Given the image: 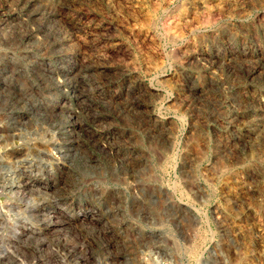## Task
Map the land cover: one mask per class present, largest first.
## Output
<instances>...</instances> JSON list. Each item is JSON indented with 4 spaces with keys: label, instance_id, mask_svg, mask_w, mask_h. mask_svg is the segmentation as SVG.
Wrapping results in <instances>:
<instances>
[{
    "label": "rangeland",
    "instance_id": "rangeland-1",
    "mask_svg": "<svg viewBox=\"0 0 264 264\" xmlns=\"http://www.w3.org/2000/svg\"><path fill=\"white\" fill-rule=\"evenodd\" d=\"M0 264H264V0H0Z\"/></svg>",
    "mask_w": 264,
    "mask_h": 264
}]
</instances>
